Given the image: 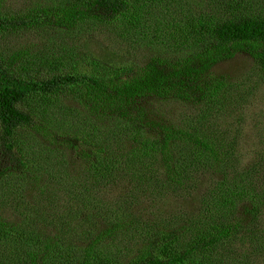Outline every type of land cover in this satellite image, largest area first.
Segmentation results:
<instances>
[{"label":"trees","instance_id":"trees-1","mask_svg":"<svg viewBox=\"0 0 264 264\" xmlns=\"http://www.w3.org/2000/svg\"><path fill=\"white\" fill-rule=\"evenodd\" d=\"M222 1L230 9L229 18L223 19L216 11L177 24L175 33L168 35L175 34L170 49L163 55H152L141 69L110 74L105 69L90 72L75 68V54L67 60L55 59L53 54L40 56L39 48H29L42 43L43 37L48 43L68 37V32L84 22L115 24L121 18L123 22L132 9L131 0H29L26 12L5 16L1 14L4 1L0 0V188L16 178L33 190L42 188L38 195L43 193L46 185L44 181L40 185L42 174L23 157L18 135L21 130L42 124V114L49 109L61 108L62 114L72 108L67 103H76L93 131L87 138L84 131L80 136L77 131L67 133V146L78 147L77 139L90 144L77 149L72 161L79 172L91 176L82 179L77 175L73 179L88 183L92 179L96 184L106 172L108 179L101 186L106 188L115 186L117 176H110L123 169L127 181H137L145 193L143 197L154 206L149 211L152 220H145L155 231L150 240L153 250L145 248L134 264H212L209 258L216 247L243 233L237 225L240 216L247 214L250 222L258 213L260 219L264 216V153L256 154L253 165L245 166L232 146L226 147V154H220L221 142L213 143L197 133L158 123L148 116L144 106L134 105L150 99L223 104L220 95L226 82L209 75L214 67L239 55L251 58L264 80V16L246 14L244 3L255 0ZM79 85L81 89L71 90ZM35 98L40 100L38 108L28 104ZM146 131L149 133L143 135ZM178 147L203 160L191 161L188 154L179 155ZM228 160L233 164L226 171L223 166ZM189 161L190 172L206 168L213 176L204 184L197 201L182 208L176 205L175 195L181 191L185 198L186 185L192 182L180 176L176 166ZM91 187H82V191ZM64 195L62 190L57 192L58 198ZM166 198L172 200L167 211L154 205V201ZM113 212L116 214L115 207ZM141 219L128 216L122 218V224L114 215L92 217L88 229L107 226L105 230H94L93 245L100 238L112 237L117 229L131 235L126 221L131 224ZM50 236L45 230H26L1 216L0 253L7 256L0 259V264H49L50 259L64 258L59 254L62 249L58 241L53 243L56 248L51 247ZM93 245L85 250L86 257L93 254ZM262 249L255 253L261 256Z\"/></svg>","mask_w":264,"mask_h":264},{"label":"rangeland","instance_id":"rangeland-1","mask_svg":"<svg viewBox=\"0 0 264 264\" xmlns=\"http://www.w3.org/2000/svg\"><path fill=\"white\" fill-rule=\"evenodd\" d=\"M3 1L1 14L5 16L26 12L29 0ZM131 4L132 9L123 22L122 18L115 24L84 22L75 27L74 32H68V37H58L49 43L43 37L42 43L29 49L39 48L40 56L53 54L55 59L67 60L75 54V68L90 72L105 69L112 74L122 69H141L152 55L160 52L163 55L164 51L170 49L175 34L168 35L170 32L175 33L177 24L216 11L223 19L231 16L230 9L222 0H131ZM244 7L249 16H264V0L247 1ZM234 12L238 13V9L234 8ZM209 76L223 78L226 82L220 95L224 99L223 104L150 99L134 106H144L148 116L158 123L197 133L213 143H222L220 154H226V147L232 146L236 158H242L243 165L251 166L256 154L264 153V80L253 60L244 55L214 67ZM81 88L79 85L71 90L75 92ZM39 103L38 98L28 101V104H36V107ZM67 105L72 108L62 111V114L61 108H51L42 114L43 123L37 128L20 131L17 139L22 155L36 166L35 169H39L38 174H42L40 185L44 181L46 186L43 193L38 195L42 188L33 190L21 179L8 181L0 188V217L19 223L26 230L36 228L51 233V247L56 248L53 243L58 241L62 249L59 254L64 258L56 261L55 258L50 259L49 264H82L85 261L89 264H134L145 248L153 250L150 240L155 231L145 220H152L149 211L154 206L143 197L145 193L137 186V181L135 184L127 181L123 169L122 173L120 170L114 171L110 179L117 176V182L115 186L106 188L101 187L108 179L106 172L103 173V179H96V184L92 179L91 183L73 179L77 175H81L82 179L91 176L79 172L72 161L77 149L90 144L77 139L78 147L67 146L70 142L66 140L70 136L67 133L76 134L77 131L80 136V132L84 131L83 136L87 138L93 129L87 120L82 119L76 103ZM146 133L149 131L143 135ZM97 142L95 138L93 143ZM181 148L176 149L180 151ZM181 153L191 156V161L203 160L202 156L187 149L181 150L179 155ZM189 162L176 166L177 173L192 182L186 185L185 198L181 191L175 195L176 205L182 208H188L197 201L204 184L213 176L212 170L206 172V168L200 172H190ZM225 164L223 167L229 171L227 167H232L233 163L228 160ZM89 185H92L91 190L82 191V187ZM194 186L196 189H193ZM59 190L65 195L58 198ZM154 205L167 211L172 206V200L166 198L164 201H154ZM114 207L116 214L113 212ZM111 215L117 216L122 224L125 222L122 218L128 216L143 219L131 224L126 221L131 235L119 233L117 229L112 237L100 238L93 245L94 230H105L107 226L98 223V227L90 230L87 222H91L94 216L107 218ZM237 225H241L243 233L218 245L209 260L212 264H264V253L261 256L255 253V250L261 252L264 248V216L260 219L258 213L254 221L250 222L246 214L237 219ZM92 245L93 254L86 257L85 250ZM6 256L0 253V259L5 260Z\"/></svg>","mask_w":264,"mask_h":264}]
</instances>
